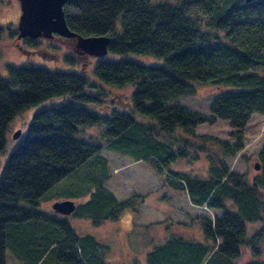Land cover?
<instances>
[{
	"label": "trees",
	"instance_id": "1",
	"mask_svg": "<svg viewBox=\"0 0 264 264\" xmlns=\"http://www.w3.org/2000/svg\"><path fill=\"white\" fill-rule=\"evenodd\" d=\"M63 9L72 32L110 37L107 55L83 62L86 55L64 54L78 71L7 64L0 75V152L18 113L52 103L32 116L0 172V264H6V249L20 264H109V245L77 234L65 216L40 208L52 186L104 149L142 161L190 204L222 212L196 219L203 241L170 236L152 247L145 264H264V141L251 179L227 163L241 150L252 114L264 115V0H69ZM6 31L16 38L17 27ZM128 54L163 62L143 65ZM203 84L214 90L208 114L175 104ZM104 86L128 88L127 99L110 101L104 110ZM216 119L233 129L232 145L195 133ZM95 126L103 127V143L77 137ZM201 158L207 163L202 175L171 168ZM106 175L99 196L91 193L81 205L71 200L74 218L97 225L134 209V197L118 201L107 189ZM254 222L261 226L247 238L246 224Z\"/></svg>",
	"mask_w": 264,
	"mask_h": 264
},
{
	"label": "rangeland",
	"instance_id": "2",
	"mask_svg": "<svg viewBox=\"0 0 264 264\" xmlns=\"http://www.w3.org/2000/svg\"><path fill=\"white\" fill-rule=\"evenodd\" d=\"M19 11L17 0H0V27L3 28L0 33V75H6L5 66L7 64L17 67L33 65L48 70L78 71V65L70 66L63 61L64 54L73 53L72 40L67 41V39L59 36H54L51 39L37 38L38 44L29 46L24 40H17L12 31L4 32L5 27L12 30L16 29L20 15ZM16 44L19 45V48H16ZM35 50L37 51L35 52ZM126 58L143 65L152 66L160 65L163 62L162 59L149 55L128 54ZM94 59V57L83 56L81 61H94ZM87 70L89 72L90 67H87ZM86 76L91 83H93L92 80L95 81L91 71L86 73ZM96 91L94 90V92ZM213 91L210 85H197L194 96L182 97L175 104L192 111L208 114L210 95ZM102 92L105 93L102 108L109 110L107 105L110 101L118 100L116 101L117 105L120 101L127 99L128 88L104 86ZM49 105H52V103H42L37 107L28 108L18 113L10 121L5 134L6 147L3 152H0V172L20 139L12 140V133L20 130L22 135L32 116ZM80 106L96 113H100L101 110L100 107L88 103H80ZM102 130L103 127L101 126L90 127L83 130L82 136L85 137L80 135H77V137L100 144L103 143ZM232 132L233 129L228 122L220 119H216L211 125L202 124L195 130L196 134L216 137L225 140L230 145L235 141L231 135ZM243 135L241 150L235 156L229 158L227 163L231 171L245 174L246 177L251 179L256 174L254 168L257 162L256 154L264 141V115L252 114ZM206 166L205 159L201 158L197 162L178 160L171 165V168L175 171L186 172L189 175H202ZM105 175L106 187L117 199L123 201L134 197V209H123L116 220L104 221L102 224L97 225H94L88 218H74L72 216L73 212L70 215L57 214L65 216L77 234H88L97 241L109 245L110 251L107 256L109 264H130L133 261L140 264L147 248L141 244V240L145 236V233L141 232L143 226L149 222L162 220L164 222L161 225L166 226V231L171 233L181 230L177 227L180 224L193 230L194 225L198 226V220L196 219L200 217L211 219L219 213V211L206 209L205 206L198 207L190 204L183 191H174L165 186L162 180L142 161L135 162L128 157L106 149L102 150L100 154L91 156L72 173L52 186L40 201L41 210L51 213L53 211L51 204L62 201V199L73 200L76 205H81L88 200L91 193L99 196V181ZM170 222L173 224L170 225ZM260 226V222L247 223L246 237L248 238ZM149 232L154 234L155 238H160L165 231L160 226H154L150 227ZM138 241L139 244L136 243ZM245 259V255H243L240 261ZM260 259L264 261V249ZM5 260L6 264H20L12 256L9 249H6Z\"/></svg>",
	"mask_w": 264,
	"mask_h": 264
},
{
	"label": "water",
	"instance_id": "3",
	"mask_svg": "<svg viewBox=\"0 0 264 264\" xmlns=\"http://www.w3.org/2000/svg\"><path fill=\"white\" fill-rule=\"evenodd\" d=\"M20 9L17 21L16 39L43 38L51 39L59 36L72 40L73 52L94 58H103L107 55L110 37L105 36H81L72 32L66 24L63 6L69 0H17ZM21 132L12 133L11 139L20 138ZM255 170L258 165L254 166ZM54 212L61 215H70L75 205L70 200L56 201L51 204Z\"/></svg>",
	"mask_w": 264,
	"mask_h": 264
},
{
	"label": "crops",
	"instance_id": "4",
	"mask_svg": "<svg viewBox=\"0 0 264 264\" xmlns=\"http://www.w3.org/2000/svg\"><path fill=\"white\" fill-rule=\"evenodd\" d=\"M111 192V191H110ZM113 194V193H112ZM114 195V194H113ZM115 196V195H114ZM117 199V198H116ZM118 201H121L119 199H117ZM207 209V208H206ZM211 210H214V211H219V213L214 217H219L221 215L222 212H220L219 209H211ZM213 219V218H211ZM164 222V221H163ZM162 220H156L154 222H149L147 224H145L143 226V229H142V232L145 236L142 238V246L144 247V245L148 248H146V251L144 253V258L142 259V261L140 262V264H145V256L146 254L152 249V247L156 244H160L162 243L163 241H165L167 238H169L170 236H180V237H183L184 239L186 240H194V241H203L204 237H203V234H202V231L201 229L194 225L193 227V230L189 229V227H184L183 225L180 224V226H177L178 228H180L181 230L179 231H176V232H169V231H166L167 227L166 226H162L161 224H163ZM173 223L170 222V225H172ZM154 226H160L163 228V230L165 231L163 236L160 237V238H155V235L152 234L151 232H149V229L150 227H154ZM192 228V227H190ZM139 244V241L136 242Z\"/></svg>",
	"mask_w": 264,
	"mask_h": 264
},
{
	"label": "flooded vegetation",
	"instance_id": "5",
	"mask_svg": "<svg viewBox=\"0 0 264 264\" xmlns=\"http://www.w3.org/2000/svg\"><path fill=\"white\" fill-rule=\"evenodd\" d=\"M20 10V9H19ZM19 13H20V11H19ZM12 25H13V23H12ZM6 29H8V27H5ZM25 39V38H24ZM24 39H22V40H24ZM21 40V39H20ZM20 44V43H19ZM16 48H19V45L18 44H16ZM36 52V51H35Z\"/></svg>",
	"mask_w": 264,
	"mask_h": 264
}]
</instances>
